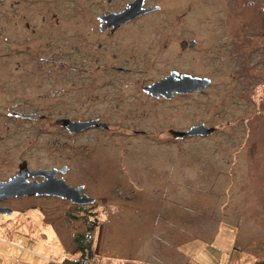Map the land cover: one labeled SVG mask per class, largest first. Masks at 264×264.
I'll return each instance as SVG.
<instances>
[{
  "label": "rangeland",
  "instance_id": "374dc122",
  "mask_svg": "<svg viewBox=\"0 0 264 264\" xmlns=\"http://www.w3.org/2000/svg\"><path fill=\"white\" fill-rule=\"evenodd\" d=\"M130 1L0 4L3 28L21 26V14L38 22L40 13L53 11L61 29H85L84 45L81 36L72 41L79 49L58 51L59 58L74 66L68 78L63 71L56 72L58 87L65 89V96L58 99V117L98 118L109 125L69 135L58 127L38 129L31 122L18 125L8 120L10 134L0 141V158L7 165L19 155L31 167L65 165L69 169L63 175L65 182L83 185L94 201L75 205L35 195L12 199L9 204L14 210L27 206L34 214L40 207L69 252H60L56 244L55 250L46 246L51 251L45 249L44 254L38 239L40 254H36L23 238L8 237L2 229L0 264H48L38 257L55 262L59 254L69 264L82 254L74 241L78 234L83 242L90 241L91 264H256L264 260V0H144V6L157 8L112 36L100 34L94 16ZM13 7L18 10L14 16ZM190 40L196 42L194 47L183 46ZM13 42L0 41V75L8 74L3 67L16 59L6 55L12 52ZM170 71L206 77L210 83L170 99L144 92L143 87ZM8 95L0 88V105ZM49 103L42 100L43 105ZM201 123L214 131L182 138L170 133ZM7 165L2 164L0 172ZM118 206L136 214L150 207L148 211L156 216L162 214L165 227L156 230L153 238L139 240L130 238L131 229L125 226L124 238H116ZM23 213L10 217L29 219L30 226L41 215ZM168 229L174 230L171 236ZM215 230L219 238H232L237 232L244 243L220 263H215L213 250L205 244ZM43 234L51 235L52 230ZM177 245L191 261L179 259Z\"/></svg>",
  "mask_w": 264,
  "mask_h": 264
},
{
  "label": "flooded vegetation",
  "instance_id": "af4514ba",
  "mask_svg": "<svg viewBox=\"0 0 264 264\" xmlns=\"http://www.w3.org/2000/svg\"><path fill=\"white\" fill-rule=\"evenodd\" d=\"M6 1L10 0H1L0 4ZM21 1L23 0H11L10 5L16 4L19 6ZM130 2H127L126 5ZM126 5L124 7H126ZM124 7L118 10H107L97 13L94 16L97 24V31L100 34L112 36L122 26L140 17L131 18L120 25H106V21L101 18L103 15L121 11ZM17 13L18 10L13 7L11 14L14 16ZM40 14V20L38 22L36 21V18H34L35 20L33 21L32 17H29L26 14H21L19 17L21 26L12 29L0 27V41H15L13 42V45H10L11 49L9 48L12 52H7L6 55L16 57V59L13 60L12 65L10 64L3 67L5 72L8 74L0 75V88L6 90L9 94L3 105H0V114L2 113L4 115L0 116V141L6 139V136L10 134V126L8 125L9 119L16 121L18 125L31 122L35 125V128L37 127L38 129H41L45 125L58 127L69 135L91 128H100L98 126H91L84 130L70 132L65 127L64 120L88 121L96 119L98 122L101 121H99L98 118L72 120L68 117H58V99L65 96V89L58 87V76L56 72L58 70L63 71L65 73V77L68 78L70 77V72L74 69V66L68 64L67 59L58 57V51L63 52L64 50L69 49H79L78 47H75L73 40L82 36L83 38L81 41L83 44L85 33L87 32L85 29L84 32H81L79 29H76V27H74L75 29H61L59 26V16L56 12L46 11L45 14ZM74 24L79 25V22L75 20ZM6 30L9 31L7 32ZM66 55L68 56V54ZM145 93L153 98L165 99L161 95L151 96L149 93ZM42 100L50 102L49 105H43ZM106 125L107 126L102 129H108L109 125ZM23 133H25L24 128H22L20 134L24 136ZM2 164L7 165L5 158H0V169ZM7 166L6 171L0 172V182L7 181L12 177L21 174H24L25 179L29 181L34 179L41 181L42 177L40 176L33 177L28 175L37 169H61L65 167L64 172H58L56 174L57 178L63 177V175L69 170L65 165L62 167L51 168H42L39 166L31 167L26 158L21 157V155L12 160ZM81 193L86 194L84 186ZM15 198L19 197H7L0 199V209L8 208L12 210L9 214L0 213V223L4 224L7 222L10 215L13 213L21 214L24 211L23 207H18L19 209L14 210L13 206L9 204V202Z\"/></svg>",
  "mask_w": 264,
  "mask_h": 264
},
{
  "label": "water",
  "instance_id": "95a60500",
  "mask_svg": "<svg viewBox=\"0 0 264 264\" xmlns=\"http://www.w3.org/2000/svg\"><path fill=\"white\" fill-rule=\"evenodd\" d=\"M1 1V0H0ZM157 7L144 6V0H132L121 11L113 12L108 15H103L101 18L107 24L120 25L131 18L141 16L145 13L153 11ZM196 42L194 40L184 41L183 46L188 45L194 47ZM210 80L206 77L191 76L189 74H178L175 71H170L168 75L155 81L145 87L143 90L151 96L161 95L165 99H170L174 94H187L190 92H197L209 85ZM65 127L70 132L84 130L91 126H98L105 128L107 125L104 122H98L96 119L88 121H70L64 120ZM214 131V127H207L204 124L191 126L185 131H171L170 133L177 137L187 136H206ZM65 167L61 169H37L28 175L33 177H42L41 181L36 179L29 181L25 179L24 174L17 175L0 182V199L23 197V196H50L59 199H65L75 205L91 204L94 198L81 193L82 185L69 186L63 177H56L58 172H64ZM12 210L8 208H1L0 213H11Z\"/></svg>",
  "mask_w": 264,
  "mask_h": 264
},
{
  "label": "crops",
  "instance_id": "0c3cea01",
  "mask_svg": "<svg viewBox=\"0 0 264 264\" xmlns=\"http://www.w3.org/2000/svg\"><path fill=\"white\" fill-rule=\"evenodd\" d=\"M122 192V191H121ZM153 192H155V194H157V190H153ZM122 194L124 195V192H122ZM154 195V193H152ZM30 207H24V213L25 216L27 214L29 215H40L38 219L34 220V222L30 223V226L28 225L29 219H24V218H18L16 217L14 220H12L11 217H9V219L7 220V222H5L3 225H0V231L3 230V232L6 235H9L8 237H10L11 235H14L15 237L18 236V238H23L27 244L29 245V247L32 248L33 252H35L36 254H40L37 250V245L40 244V240H41V246H42V252L44 253V250H48L51 251L50 248L52 250H55L56 248V244L58 245V249L60 250V252H64V251H68L69 250L66 248L65 243L61 240L60 234L58 233V231L56 230V227L54 226L53 223L46 221L44 219V213L42 212L43 210L40 209L39 212L40 214H38L39 212H36L34 214H31V211L29 210ZM122 207H116L115 210V214H116V238H124L123 237V230L125 228V226H129L131 229V234H130V238H137L139 240L143 239V238H153L152 235L155 234L156 230L161 229L163 227H165V222L163 220V216L162 214H157V216L155 215V211H148L151 208L147 207L149 209H147L146 212H142V213H135L134 211L131 210V212L128 213V211H123V209L121 210ZM35 209L37 210V208L35 207ZM168 209V208H167ZM17 214V213H16ZM148 214H151L148 216ZM159 216V217H158ZM158 220V221H157ZM157 221V222H154ZM156 223L155 225L153 224ZM129 223V224H128ZM36 225H39L36 226ZM6 226V227H5ZM234 228V227H233ZM47 229H51L52 230V234L51 235H45L43 233H45V231H47ZM235 229V228H234ZM20 230H24V231H20ZM28 231H30V233H27ZM169 235L171 236V232H174V230H167ZM26 232V233H25ZM238 234L236 232V234H234V236L231 238H229V236L227 238H219V232L218 230L212 231V234L209 236L208 239H206L205 244L207 246H210L211 249L213 250V254H214V258H215V263L217 262H221L220 260H223V258H227L228 255H231L237 250L239 251V247L240 245H244V243H242V240L237 238ZM48 238H53L55 240V242H51V240H49ZM20 240H17V242H21ZM39 240V242H37ZM202 240V239H201ZM46 246H49L50 248H45ZM181 246L178 247V245L176 246L175 252L177 253V255H179V259L185 258L188 259L189 261L192 260V258H190V256L188 257L186 254L183 253V251L181 252ZM246 249V248H245ZM20 253L24 254V249L20 248ZM38 252V253H37ZM41 252V251H40ZM55 253H57V251H54ZM45 254V253H44ZM58 257V255L56 256ZM38 258H42L43 260L49 261L48 264H64L65 260L60 259L61 255L59 254V259H56L55 262H52L51 259L48 260L45 259L47 257L44 256L43 257H38ZM16 257L12 260V261H16ZM53 259V258H52ZM20 261V259H19ZM37 264H41L40 262H35ZM182 264H185V262H181ZM195 264V263H193ZM199 264V263H196Z\"/></svg>",
  "mask_w": 264,
  "mask_h": 264
},
{
  "label": "trees",
  "instance_id": "16d2710c",
  "mask_svg": "<svg viewBox=\"0 0 264 264\" xmlns=\"http://www.w3.org/2000/svg\"><path fill=\"white\" fill-rule=\"evenodd\" d=\"M83 236L78 234L74 241L77 242V250L78 252L90 251V241H82ZM89 253V252H88ZM69 264H80V257L77 258L75 261L70 262ZM256 264H264V260L256 262Z\"/></svg>",
  "mask_w": 264,
  "mask_h": 264
},
{
  "label": "built area",
  "instance_id": "2783aa9c",
  "mask_svg": "<svg viewBox=\"0 0 264 264\" xmlns=\"http://www.w3.org/2000/svg\"><path fill=\"white\" fill-rule=\"evenodd\" d=\"M91 258L87 251L82 252L80 255V264H91Z\"/></svg>",
  "mask_w": 264,
  "mask_h": 264
}]
</instances>
